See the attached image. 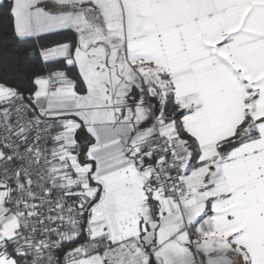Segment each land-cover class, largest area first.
<instances>
[{
	"label": "snow or ice",
	"instance_id": "snow-or-ice-1",
	"mask_svg": "<svg viewBox=\"0 0 264 264\" xmlns=\"http://www.w3.org/2000/svg\"><path fill=\"white\" fill-rule=\"evenodd\" d=\"M0 264H264V0H0Z\"/></svg>",
	"mask_w": 264,
	"mask_h": 264
}]
</instances>
